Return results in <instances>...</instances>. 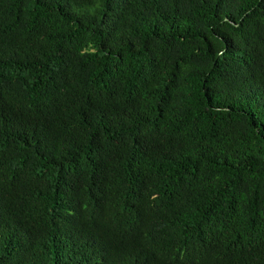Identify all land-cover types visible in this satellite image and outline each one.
<instances>
[{
  "label": "trees",
  "instance_id": "16d2710c",
  "mask_svg": "<svg viewBox=\"0 0 264 264\" xmlns=\"http://www.w3.org/2000/svg\"><path fill=\"white\" fill-rule=\"evenodd\" d=\"M0 264H264V0H0Z\"/></svg>",
  "mask_w": 264,
  "mask_h": 264
}]
</instances>
